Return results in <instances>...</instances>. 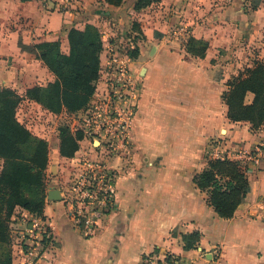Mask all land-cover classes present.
Instances as JSON below:
<instances>
[{
  "label": "crops",
  "instance_id": "1",
  "mask_svg": "<svg viewBox=\"0 0 264 264\" xmlns=\"http://www.w3.org/2000/svg\"><path fill=\"white\" fill-rule=\"evenodd\" d=\"M136 1L114 7L104 0H77L74 9L59 13L44 11L38 0H0V89L23 99L17 121L48 145L43 217L51 242L35 264H140L151 253L187 261L206 257L216 264H264V159L257 166L244 164L249 191L228 220L217 216L207 193L193 181L214 147L231 154L264 147V124L251 130L247 122L229 121L223 101L233 77L264 61V0H155L135 11ZM252 1L256 9L249 7ZM71 29L100 38V70L106 46L128 48L130 38L143 36L135 40L137 55L130 65L140 96L127 150L101 157L117 172L115 204L91 236L75 226L63 199H47L52 190L62 198L75 161L93 155L82 138L72 157L62 156L59 128L50 130L48 124L63 117L68 122L61 127L75 135L79 112L53 114L25 98L27 90L45 89L55 80L34 46L59 43L67 55ZM190 38L197 45L189 46ZM104 89L100 74L95 92ZM251 99L248 94L246 103ZM26 106L37 108L46 124L30 119ZM23 211L17 209L12 222ZM192 233L199 234L196 247L184 250L182 236ZM18 253L11 255V264H26L22 250Z\"/></svg>",
  "mask_w": 264,
  "mask_h": 264
},
{
  "label": "trees",
  "instance_id": "2",
  "mask_svg": "<svg viewBox=\"0 0 264 264\" xmlns=\"http://www.w3.org/2000/svg\"><path fill=\"white\" fill-rule=\"evenodd\" d=\"M119 7L123 0H104ZM155 0H137L134 10L146 8ZM253 9L257 5L252 6ZM69 51H60L59 43H42L34 48L55 77L45 89L35 87L26 91L25 98L41 104L58 114L83 111L89 104L99 78L102 41L89 30L68 32ZM189 46L197 43L188 40ZM202 52L205 44L200 45ZM136 51L132 56L136 57ZM248 94L252 95L246 103ZM12 90L0 89V264H11V223L17 209L43 217L45 171L48 166L46 141L33 136L17 121L16 110L21 102ZM23 100V99H22ZM227 118L233 123L247 122L251 130L264 124V61H254L228 82L223 94ZM60 154L72 157L79 149L80 133L72 135L68 127H59ZM246 167L230 159L207 160L206 167L193 178L196 187L207 193L208 204L218 217L231 219L249 191ZM198 233L182 236L184 250L196 247Z\"/></svg>",
  "mask_w": 264,
  "mask_h": 264
},
{
  "label": "built area",
  "instance_id": "3",
  "mask_svg": "<svg viewBox=\"0 0 264 264\" xmlns=\"http://www.w3.org/2000/svg\"><path fill=\"white\" fill-rule=\"evenodd\" d=\"M44 11L65 13L74 9L77 0H38ZM183 32L178 31L176 33ZM184 33V32H183ZM106 65L100 74L104 77L103 92H94L88 106L75 119L74 130L86 141L92 157L83 155L75 161L62 199L70 206L73 222L86 236L94 235L101 218L115 204L117 172L101 160L102 156L126 152L132 119L140 96V82L131 70V59L121 45H108ZM99 74V75H100ZM99 79V78H98ZM98 81V80H97ZM213 159H230L244 164L259 165L264 159V147L254 151L238 150L233 154L214 149ZM25 235L22 253L26 264H35L51 242L44 218L22 212L17 218ZM140 264H216L214 260H182L174 256L151 253Z\"/></svg>",
  "mask_w": 264,
  "mask_h": 264
},
{
  "label": "rangeland",
  "instance_id": "4",
  "mask_svg": "<svg viewBox=\"0 0 264 264\" xmlns=\"http://www.w3.org/2000/svg\"><path fill=\"white\" fill-rule=\"evenodd\" d=\"M253 5H254V2L252 1L251 5H249V7H252ZM140 36H142V34ZM136 38H138L140 40H143V36L142 37L136 36L134 39L130 38L128 40L127 44H126L127 47H128V48H126V50L128 51L130 59H134L132 54H133V52L136 51L135 49H137V46H136L137 41H135ZM23 110H25L26 113H29L30 119H33L35 123H37L39 125H41L42 123L46 124L44 117L41 116V114H40V112H39V110L37 108H35L33 106H26V108L23 109ZM65 122H68V121L66 119H63V117H62L61 120L55 119V120L50 121L48 124H50L49 125L50 126V130L55 131L56 129H58L62 125H65L64 124ZM215 148L216 147H214L213 150ZM213 150H210L211 151L210 152L211 155L213 153ZM211 155L208 156V157H211ZM47 180H48V178H47ZM18 221H19V219L16 218L10 225V227H11V239H12V245H11V255H12V257H20V255L18 253V249L24 248L21 244H22V238L25 235L24 234L25 231H24L23 225H19L17 223ZM0 252H1V250H0ZM12 252H13V254H12ZM42 254L44 255V253H42ZM43 255H42V257H43Z\"/></svg>",
  "mask_w": 264,
  "mask_h": 264
},
{
  "label": "water",
  "instance_id": "5",
  "mask_svg": "<svg viewBox=\"0 0 264 264\" xmlns=\"http://www.w3.org/2000/svg\"><path fill=\"white\" fill-rule=\"evenodd\" d=\"M47 199L49 201H61L62 198L59 196L58 190H52L48 193Z\"/></svg>",
  "mask_w": 264,
  "mask_h": 264
}]
</instances>
